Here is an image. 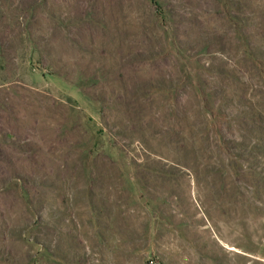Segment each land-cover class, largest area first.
Returning a JSON list of instances; mask_svg holds the SVG:
<instances>
[{
	"label": "rangeland",
	"instance_id": "374dc122",
	"mask_svg": "<svg viewBox=\"0 0 264 264\" xmlns=\"http://www.w3.org/2000/svg\"><path fill=\"white\" fill-rule=\"evenodd\" d=\"M18 1L0 0V119L33 158L26 162L13 150L19 162L0 187L13 189L0 224V246L10 258L19 264H79V255L83 264H264V123L245 132L227 156L198 150L192 160L138 123V136L118 133L114 108L103 112L98 97L122 91L114 78L122 43L136 46L142 26L161 35L146 26L155 10L151 0H101L99 20L109 37L77 23L75 33L85 34L80 46L68 44L42 16L31 35ZM237 4L241 11L254 5ZM259 10L264 21V4ZM156 11L176 58L191 66L198 59L228 64L230 96L249 110L260 105L254 69L237 78L239 53L217 47L190 55L178 47L167 11ZM230 111L239 114L234 106ZM203 163L208 170L195 168ZM27 182L39 184L41 215L27 210Z\"/></svg>",
	"mask_w": 264,
	"mask_h": 264
},
{
	"label": "trees",
	"instance_id": "16d2710c",
	"mask_svg": "<svg viewBox=\"0 0 264 264\" xmlns=\"http://www.w3.org/2000/svg\"><path fill=\"white\" fill-rule=\"evenodd\" d=\"M133 1L110 0L111 3L120 5ZM158 1L164 4V9ZM242 1L245 0H202L199 4H194L188 0H151L155 10L146 26H156L161 35L155 38L153 33L142 26L134 39L136 46L123 48L122 43V52L119 55L121 61L114 78L121 82L123 92L120 91L117 95L107 92L109 96L102 94L98 97L106 104L103 112L113 107V111L117 113L120 122L118 133L138 136L142 131L141 127L135 125L138 123L143 128L150 129L153 136L161 134L165 141L174 143L189 159L196 160L198 150L206 156L209 152H217L220 157L227 156L245 132L253 131L264 123V27L257 26L258 23L264 24L261 18L263 14H257L264 0H252L254 5L248 10L245 8L244 12L237 4ZM101 2L19 0L15 8L21 13L25 29L31 35H35L39 16H42L47 22L57 26L68 44L74 42L80 46L85 34L79 37L75 33L77 23H81L83 29H95L101 37H109L110 31L108 32L105 21L99 20V15L103 13L101 8H104ZM56 6H60L59 15L52 11ZM158 9L167 11L172 20L171 32L178 47L190 55L202 50L212 53L217 47L225 54L230 52L232 55V50L239 53L242 61L238 60L241 67L238 69L237 78L240 79V73L246 74L249 67L254 69L258 76L256 90L261 106L257 105L249 110L240 98L230 96L225 78L233 73L228 64L218 61L215 64V60L206 64L198 59L197 65L191 66L183 61V57L176 58L173 52L175 47L170 45L164 32L168 26L165 29L160 28V18L156 11ZM258 36H261L260 40ZM233 43L236 46L229 47ZM146 67L148 72L143 71ZM192 67L195 71L193 77H190ZM98 78L96 76L95 79ZM231 106L237 108L239 114L233 116L235 112L230 111ZM3 122L0 119V187L8 183L14 165L19 162L12 157V151L28 155V151L24 153L28 146L12 139L15 133L11 129L14 127H4ZM29 158L33 157L25 156V161L30 162ZM206 165L203 163L195 168L205 171L208 170ZM25 187L29 202L32 203V207L27 205V210L41 215L43 208L35 205L41 199L37 192L39 184L27 182ZM12 191L9 188L0 192V224L5 219L6 208H10L6 201L13 198ZM81 257H78L79 264H83ZM12 262L19 264L0 246V264Z\"/></svg>",
	"mask_w": 264,
	"mask_h": 264
}]
</instances>
